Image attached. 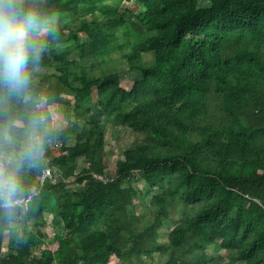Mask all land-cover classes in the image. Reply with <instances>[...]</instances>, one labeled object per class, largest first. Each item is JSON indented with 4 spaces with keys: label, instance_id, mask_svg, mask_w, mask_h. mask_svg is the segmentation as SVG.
Wrapping results in <instances>:
<instances>
[{
    "label": "trees",
    "instance_id": "obj_1",
    "mask_svg": "<svg viewBox=\"0 0 264 264\" xmlns=\"http://www.w3.org/2000/svg\"><path fill=\"white\" fill-rule=\"evenodd\" d=\"M210 1L23 0L37 17L33 35L43 47L29 63L25 92L0 85V126L10 125L9 138L0 131V152L19 154L39 133V158L18 172L22 195L39 192L26 209L0 207V264H114L132 256L150 264L142 253L156 261L155 249L168 256L166 264H264V0ZM127 46L121 57L142 73L131 88L113 69L95 71ZM70 49L79 56L69 58ZM145 52H153L152 61ZM40 66L59 71L57 80L38 81ZM50 105L62 118H83L82 129L56 131ZM110 122L144 135L123 149L112 174ZM79 156L87 165L77 172ZM47 166L62 178L41 183ZM70 177L84 188L68 186ZM137 178L161 192L147 203ZM177 200L184 216L168 228L165 245L155 244ZM45 211L66 229L55 233L56 248L47 241ZM15 219L21 227L7 240Z\"/></svg>",
    "mask_w": 264,
    "mask_h": 264
},
{
    "label": "rangeland",
    "instance_id": "obj_2",
    "mask_svg": "<svg viewBox=\"0 0 264 264\" xmlns=\"http://www.w3.org/2000/svg\"><path fill=\"white\" fill-rule=\"evenodd\" d=\"M201 5L203 6H209L211 4L210 0H200ZM131 5L132 7H136L139 6L137 3L132 2H126L125 5ZM60 17L59 12L53 14L50 17L51 21H57ZM125 24V23H124ZM71 27H74L75 30H78V25L75 23H71ZM125 27L121 26L118 30L119 33H122L124 31ZM40 30L42 31V33H46L47 32V26H41ZM64 37H67L69 35V29H65V33H64ZM65 42V40H64ZM64 44H67V42H65ZM129 46L125 47V49L120 50V49H116L114 50V52L111 54V56L113 57V60L111 63H106L96 67L95 71H97L98 73H101L102 70L106 69L107 71H111L112 69L114 70L115 76L114 78L119 80L122 85H124L127 88H131L133 86V83L135 82L136 79L142 77V73L140 71V69H131L128 65L127 60L124 57H121L122 53L124 51H128ZM62 51V50H60ZM67 56L69 58L72 57H78L79 53L78 50L76 49H70V52H68ZM154 58V54L153 52H145L143 53V59L145 61H152ZM37 77L36 79L38 81L45 80V83H48L50 81H55L57 80V76L59 75V71H57L55 68H48L46 66H40L37 67ZM44 77V79H43ZM66 99L70 100V101H74L75 97L74 94L71 92L66 91L64 93ZM31 96L36 100L41 102V96L39 95V93H37L36 90H33L31 92ZM44 102V101H43ZM42 102V103H43ZM53 115V122H52V127L56 130L59 131L61 129H66L69 127L75 128L76 131H80L82 129V125L84 123V119L83 118H79L78 116L72 114V117L68 120L66 118H62L61 114H59L58 110H57V106L56 105H50L49 106ZM68 109L70 111L73 110V106L69 105ZM10 125H1L0 126V131L2 134H5L6 137H10ZM75 133H72V142L75 141ZM37 136H39V133L36 134ZM106 138H107V151H108V155H109V167L108 169V173L112 174L115 172V167H116V161L118 159V157L121 155L123 149L126 146H129L133 143H135L136 141L143 139L144 135L142 133H137L135 131H132L130 128L127 127H121L120 125H115L113 124V122H110L109 125L107 126V130H106ZM49 141L51 142V139H49ZM21 152V151H20ZM16 153V152H14ZM18 154V153H17ZM50 154L49 153H45L44 158L45 160L50 159ZM25 161L22 163V165L20 166L19 171L22 169L23 165H24ZM34 164V162H33ZM87 165V160L84 156H79L77 163H76V171L80 172L85 166ZM47 167H56V166H47ZM58 168V167H56ZM54 169V168H52ZM58 170V169H57ZM66 183L68 186L76 188V189H83L84 186L77 183L74 177H70L66 179ZM125 184H128L127 181L124 182ZM136 185L138 188V196L140 198H143L146 200L147 203H149L154 194L161 192V188L159 186H155V187H148L146 185V182L143 178H137L136 181ZM184 206L183 204L177 200V204L172 207V216L170 219H165L163 222V225L159 228L160 230V236L158 239V242L155 244L158 245H165L168 241V228L171 227V225L173 224V221L175 222L176 220L180 219L181 217L184 216L183 214V210H184ZM137 212L140 214H144V217H148L150 214L149 212L146 210V208H144L143 205H139L137 207ZM45 217H46V231L48 232V237H47V241L50 244L51 247L56 248L57 247V242L55 240V233L57 231H66L63 222L61 224L58 225H54L52 223V219H51V213L49 211H45ZM21 227V222L18 219H15L12 221L11 223V228L12 229H7L5 232V236L6 239H10L13 234L15 233V231L17 229H19ZM207 244V249L213 253L216 254L217 252H219L218 254H222V255H226V251L219 249V245L218 244H212V243H206ZM43 247V246H42ZM40 249L41 246L39 248H36L35 252L36 253H40ZM143 257L145 259L149 260L150 264H159V263H165L166 259L168 258L167 255H160L159 250L155 249L154 252V256L156 258V261H152L150 260V257L148 256L146 251H143L142 253ZM226 259H228L229 257L226 255L225 257ZM114 264H140L139 261L137 260L136 256H132L130 259H124V258H119V257H115L113 258V260L111 261ZM239 263V262H238Z\"/></svg>",
    "mask_w": 264,
    "mask_h": 264
},
{
    "label": "clouds",
    "instance_id": "obj_3",
    "mask_svg": "<svg viewBox=\"0 0 264 264\" xmlns=\"http://www.w3.org/2000/svg\"><path fill=\"white\" fill-rule=\"evenodd\" d=\"M22 5L23 0H0V85L15 94L27 90L29 63L39 59L43 47L33 35L38 27L36 15ZM42 144V138L33 134L19 154L0 152V207L11 211L21 203L20 166L25 160L38 159Z\"/></svg>",
    "mask_w": 264,
    "mask_h": 264
},
{
    "label": "built area",
    "instance_id": "obj_4",
    "mask_svg": "<svg viewBox=\"0 0 264 264\" xmlns=\"http://www.w3.org/2000/svg\"><path fill=\"white\" fill-rule=\"evenodd\" d=\"M54 168V169H52ZM58 169V170H57ZM51 178L53 181H58L62 178V171L56 167H45L43 173L40 176V181L43 183L46 178ZM39 192V189H34L28 194L21 195L18 199L21 200V203L17 204L15 207L26 209L32 202L34 196Z\"/></svg>",
    "mask_w": 264,
    "mask_h": 264
}]
</instances>
